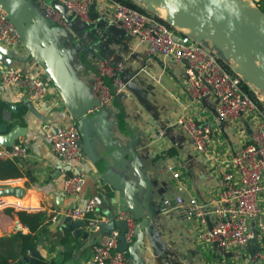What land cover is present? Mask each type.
<instances>
[{
  "label": "crops",
  "instance_id": "0c3cea01",
  "mask_svg": "<svg viewBox=\"0 0 264 264\" xmlns=\"http://www.w3.org/2000/svg\"><path fill=\"white\" fill-rule=\"evenodd\" d=\"M3 1L33 21L10 17L21 39L12 46L0 42V102L4 103L0 122H9L10 128L21 126L24 132L16 142L28 150L27 156L17 159L0 156V189L9 185L25 188L22 198L4 197L8 203L21 207H13V212L8 210L11 206L0 208V237L31 232L16 211H45L48 219L37 231L34 249L39 253L37 262L45 259L59 264H87L92 262L94 246L119 228L110 223L108 212L116 217L127 210L135 225L145 217L151 220L141 227L134 252L124 251L127 264H245V249L219 253L204 237L209 224L186 221L179 211L163 204L166 198L174 200L179 194L204 199L218 193L223 171L231 166L233 154L249 137L242 121L220 120L214 98L193 101L184 84V64L149 56L144 42L115 23L114 0H92L90 10L104 18V24L99 25L97 18L91 17L94 26L71 11L65 12V26L47 19L46 3L61 0ZM100 58L122 63L129 84L125 92L113 90L112 107L91 113L88 111L95 99L90 84ZM47 61L55 78L73 98L51 76ZM9 67L43 78L48 84L47 95L29 98L19 88L5 84L3 77ZM86 114L90 123L85 125L95 156L86 150L80 160L59 158L47 137L48 131L73 123L79 125ZM183 116L212 125V140L205 152L191 145L188 133L178 123ZM92 126L112 145L111 149H129L135 143L138 166L151 183L149 212L143 213V206L126 194V190L131 191L141 204L146 198L140 171L131 164L133 158L126 155L121 159L122 165L118 164ZM75 174H83L85 184L81 192L72 196L63 189L66 178ZM103 188L107 190L106 200L100 197ZM58 196L64 198L60 205L55 201ZM90 198L97 200L98 213L108 220L96 230L85 223L82 230L89 232L88 237L76 236L72 229L77 221L69 220L65 213L70 208H85ZM33 251L26 257H32ZM14 264H18L17 259Z\"/></svg>",
  "mask_w": 264,
  "mask_h": 264
},
{
  "label": "built area",
  "instance_id": "2783aa9c",
  "mask_svg": "<svg viewBox=\"0 0 264 264\" xmlns=\"http://www.w3.org/2000/svg\"><path fill=\"white\" fill-rule=\"evenodd\" d=\"M61 3L94 26L90 10L92 0H61ZM46 4V18L65 26L68 19L65 13L51 3ZM114 20L128 34L137 36L147 45L149 56H162L184 64V84L193 101L214 98L220 120H241L244 130L249 131L245 144L233 154L231 166L223 171L215 196L199 199L179 194L174 200L166 198L163 204L179 211L186 221L209 224L210 229L204 237L210 239L219 253L243 248L247 251L243 256L247 259L245 264H264V106L244 87L242 76L226 68L215 49L197 41L188 30L172 27L155 14L140 11L119 0H114ZM20 39L21 33L15 22L0 6V42L12 46ZM3 81L33 99L44 98L48 92V84L43 78L27 75L14 67L7 68ZM128 84L122 63L98 59L90 84L95 103L88 112L112 107L113 90L125 92ZM178 123L188 133L193 148L205 152L212 140V125L186 116L181 117ZM47 137L59 158L80 160L85 156L86 149L77 123L50 130ZM27 155V147L22 143L15 142L11 146L0 144V156L17 159ZM84 184V175L75 174L66 178L63 191L76 195ZM100 197L107 199L105 188L101 190ZM8 206L21 207L1 198L0 208ZM65 214L76 221L84 220L92 230L108 220L107 216L98 213L95 198H90L85 208H70ZM116 218L128 221L126 237L131 242L135 227L133 216L123 210ZM119 234L120 229L115 228L104 236L94 246L92 262L87 264H127L126 254L118 250Z\"/></svg>",
  "mask_w": 264,
  "mask_h": 264
},
{
  "label": "water",
  "instance_id": "95a60500",
  "mask_svg": "<svg viewBox=\"0 0 264 264\" xmlns=\"http://www.w3.org/2000/svg\"><path fill=\"white\" fill-rule=\"evenodd\" d=\"M142 2L150 11H156L157 8L166 10V21L172 26H176L189 31L197 41L206 45L207 40L211 41V46L219 51V55L236 65L235 72L240 74L242 78L250 85L255 86L259 90H264V9L259 6L260 0H137ZM53 6L58 7L63 13L68 12L66 7L58 2L53 1ZM0 6L16 21L32 22L33 18L20 11L13 10L4 5V1L0 0ZM73 15L75 13L71 11ZM91 16L97 18L99 25L104 24V18L100 17L97 12L91 9ZM47 70L51 76L55 78L47 61ZM46 79V78H45ZM55 81L59 87L70 98L72 94L59 82ZM90 120L84 115L79 120L80 133L83 139L84 146L89 154L95 156V150L92 145L91 135L85 123ZM248 129H250L247 124ZM95 132L105 141L106 146L110 149L109 153L118 164L122 165L121 159L126 155L131 156L132 167L140 171L138 166L139 155L135 143H131L129 149L117 148L111 149L104 136L92 126ZM24 130L21 126H13L10 128V123L0 122V144L11 146L23 134ZM140 184L145 188V200L141 204L136 200L131 191L126 190V194L130 200L143 206V213L150 211L149 196L151 192V183L146 180V175L139 172ZM25 193V188L21 186H6L0 189V199L6 196H16L22 198ZM74 196V194H72ZM56 203L62 204L64 198L56 197ZM127 211V210H125ZM110 223L116 225L120 229L119 245L120 251L130 250L134 252L137 242V235L144 224H150V218H144L136 223L134 227V238L131 242L128 241L126 233L128 230V221L125 219H117L112 212H108ZM149 216V215H148ZM69 220L71 216L67 217ZM84 220H78L73 224V232L76 236L88 237L89 232H84L82 226ZM39 253L34 250L32 257H26V260L37 262Z\"/></svg>",
  "mask_w": 264,
  "mask_h": 264
},
{
  "label": "trees",
  "instance_id": "16d2710c",
  "mask_svg": "<svg viewBox=\"0 0 264 264\" xmlns=\"http://www.w3.org/2000/svg\"><path fill=\"white\" fill-rule=\"evenodd\" d=\"M119 1H122L140 11L154 14L153 11H150L146 6H143L136 0H119ZM262 2L263 0H260L258 4L264 9ZM160 19H162L167 24H169L165 18L160 17ZM169 25L172 26L171 24ZM223 63L226 66V68L230 70L231 73L236 74L235 71L229 69L230 67L227 66L225 61ZM243 85L252 95V97L261 105L262 103L255 96L253 87L250 84H248L245 80H243ZM3 107H4V103L0 102V121L2 120L1 110ZM18 176H21V174L19 173ZM8 210L10 212L15 211L13 207H10ZM16 212L20 217V219L22 220V222L31 229V232L23 233L22 231H18L9 236L0 237V264H14V261L16 259L18 261V264H35L32 261L25 260V257L28 255L30 251H33L37 247V241L39 237L37 231L41 227V225H43L45 221L48 219L47 213L45 211L28 212L27 210H18ZM37 264H59V263L56 262L55 260L49 261L45 259H40L38 260Z\"/></svg>",
  "mask_w": 264,
  "mask_h": 264
},
{
  "label": "rangeland",
  "instance_id": "374dc122",
  "mask_svg": "<svg viewBox=\"0 0 264 264\" xmlns=\"http://www.w3.org/2000/svg\"><path fill=\"white\" fill-rule=\"evenodd\" d=\"M138 2H139L140 4H142L143 6H145L142 2H140V1H138ZM263 7H264V5H263ZM153 12H154V14H155L156 16H160V17H162V18H165V17H166V10L163 9V8H157L156 11H153ZM206 42H207V44H208L209 46H211V41H208V40H207ZM216 52H217L219 58H221L223 62L225 61V63L227 64V66L230 67L229 69H232L233 71H235L236 65H235L233 62H231V61H227V60L223 59V58L219 55V51H218L217 49H216ZM229 71H230V70H229ZM251 86H252V85H251ZM252 87H253V89H254V92H255V96H256V98L262 103L261 105L264 106V90H259V89L256 88L255 86H252Z\"/></svg>",
  "mask_w": 264,
  "mask_h": 264
}]
</instances>
